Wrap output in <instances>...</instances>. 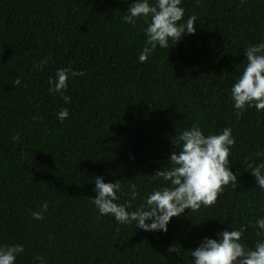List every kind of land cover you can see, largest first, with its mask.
Instances as JSON below:
<instances>
[{
    "label": "trees",
    "instance_id": "1",
    "mask_svg": "<svg viewBox=\"0 0 264 264\" xmlns=\"http://www.w3.org/2000/svg\"><path fill=\"white\" fill-rule=\"evenodd\" d=\"M132 0H0V244H21L15 264H192L191 249L223 230L245 231L253 246L264 216V190L251 168L264 160V110L237 118L231 85L245 47L264 41V0H182L194 34L138 60L147 25L122 16ZM47 58V63L39 62ZM83 70L71 78L65 103L49 92L56 69ZM20 80L19 85L13 81ZM66 107L63 121L56 113ZM199 124L205 135L230 127L237 186H224L214 204L173 217L168 231L119 224L91 199L95 176L120 180L139 195L171 167L176 133ZM48 203L44 218L30 214ZM180 252H169V247Z\"/></svg>",
    "mask_w": 264,
    "mask_h": 264
},
{
    "label": "clouds",
    "instance_id": "2",
    "mask_svg": "<svg viewBox=\"0 0 264 264\" xmlns=\"http://www.w3.org/2000/svg\"><path fill=\"white\" fill-rule=\"evenodd\" d=\"M184 16L182 0H132L122 16L123 21L135 26L137 19H141L147 25L143 28L146 39L138 60L146 62L157 47L167 48L170 42L176 44L183 36L194 34L197 17L193 14L184 19ZM243 53L246 64L230 88L237 118L248 108L255 107L257 112L264 110V41L248 45ZM47 62L44 58L39 64L42 66ZM84 75L83 70L58 68L55 76L48 79V91L59 93L68 103L71 98L64 93L70 79ZM13 84L19 85V78ZM56 115L63 122L69 116V110L62 107ZM173 143L176 150L167 158L171 167L152 174L154 179L161 178L167 183L153 189L134 210L132 201L139 195L135 183L128 185L130 199L118 203V193L122 189L120 180L105 182L102 176H95L96 195L92 197L91 204L98 213L110 215L119 224L135 222L136 228L166 233L171 219L179 217L185 209L196 211L202 206H210L216 202L224 186H237V175L229 167L231 148L235 144L230 127L205 135L199 124H193L176 133ZM256 156L264 157V151H257ZM250 172L256 186L264 190V160ZM47 209L48 203L44 202L39 211L30 210V214L40 220ZM254 226L258 229L256 235L264 236V216L256 219ZM244 231L242 225L239 229L219 232L217 238L204 237L197 247L190 248L192 264H264V239L249 246L242 241ZM23 251L21 244H0V264H15ZM172 251L180 252V249L173 245L169 247V252ZM35 259L39 264H46L42 257Z\"/></svg>",
    "mask_w": 264,
    "mask_h": 264
}]
</instances>
